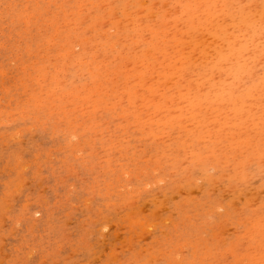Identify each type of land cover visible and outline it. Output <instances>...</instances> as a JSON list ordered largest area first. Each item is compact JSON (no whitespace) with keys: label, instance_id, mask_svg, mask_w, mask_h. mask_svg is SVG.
I'll return each instance as SVG.
<instances>
[{"label":"rangeland","instance_id":"1","mask_svg":"<svg viewBox=\"0 0 264 264\" xmlns=\"http://www.w3.org/2000/svg\"><path fill=\"white\" fill-rule=\"evenodd\" d=\"M0 264H264V0H0Z\"/></svg>","mask_w":264,"mask_h":264}]
</instances>
